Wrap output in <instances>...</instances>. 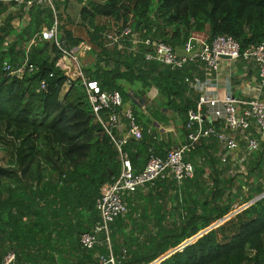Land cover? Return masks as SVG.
Segmentation results:
<instances>
[{"label":"trees","instance_id":"16d2710c","mask_svg":"<svg viewBox=\"0 0 264 264\" xmlns=\"http://www.w3.org/2000/svg\"><path fill=\"white\" fill-rule=\"evenodd\" d=\"M70 1L55 0V12L35 4L27 24L16 28L15 16L8 15L0 27V144L12 152L9 166H0V264L9 253L16 256L10 264H100V255L110 252L115 264H264V197L251 203L264 194V144L244 162L247 181L238 184L225 176L231 165L221 161L225 151L216 138L186 153L193 177L160 178L125 194L128 210L110 224L111 250L105 234L95 248L82 247L81 235L101 220V189L119 178L122 159L96 117L84 80H70L58 66L57 44L40 37L57 20L67 48L92 46L88 55L95 61L83 63L86 83L119 92L143 128L141 140L124 146L138 173L151 156L169 153L139 110L148 107L164 124L171 121L167 111L177 113L186 142L188 113L201 94L187 79H204L197 62L173 68L148 60L154 49L145 42L181 48L193 34L207 33L209 41L230 36L245 52L264 42V0H74L86 2L80 9L86 39L65 24ZM11 7L0 3V17ZM19 8L24 12L26 5ZM126 27L140 42L126 37L121 46L112 44L110 35ZM27 57L35 72L18 78L4 69V62L18 66ZM152 88L160 101L149 106ZM111 113L104 109L101 116ZM241 145L246 149L245 141Z\"/></svg>","mask_w":264,"mask_h":264},{"label":"built area","instance_id":"2783aa9c","mask_svg":"<svg viewBox=\"0 0 264 264\" xmlns=\"http://www.w3.org/2000/svg\"><path fill=\"white\" fill-rule=\"evenodd\" d=\"M3 4H14L16 7L26 5L30 9L35 4L52 8L55 12V0H0ZM42 40L53 41L62 52L58 66L65 75L71 66L77 70L76 75H67L70 80L81 78L86 85L89 101L93 106L98 121L103 125L106 132L115 143L122 159V172L114 182L106 183L101 189L100 197L97 199L96 207L100 214V222L95 226L93 232L84 233L80 237L83 248L93 249L101 244L100 234H105L107 244L111 250L110 224L118 217L126 214L128 208L124 196L127 193H136L146 188L158 179L172 178L184 180L194 176V166L185 161L186 153L193 149L201 140L216 138L223 146L225 154L222 155L223 162L237 155L241 151V142H246V154L242 156L244 163L250 155L258 153L264 144V100L260 98L237 99L232 94L224 97L210 96L209 92L216 86L213 78L218 79L221 71V63L224 60H244L255 62L259 66L261 85H264V42L250 47L242 52L240 44L230 36H218L212 41L202 34H193L181 47L191 57H180L174 47L164 42L146 41L154 49L153 53L147 55L148 60H157L160 63L173 68H181L189 61L197 62L199 69L205 73L206 80L203 82L199 76L193 80L187 79L195 90L201 93L196 109H191L186 121L188 132L186 142L169 151L165 158L151 156L146 167L141 172H135L128 153L124 146L131 140L143 138V128L138 123L132 108L124 104L121 94L115 92H101L95 84L86 83L83 72L82 58L91 51L92 46L86 42L67 48L65 42L60 40L59 22L56 20L53 27L45 28L41 36ZM126 37H132L133 42H140L138 34L131 27H126L121 34H111L112 44H120ZM35 40L32 41V44ZM227 58V59H225ZM4 69L11 76L23 78L27 73H33L36 67L29 63L28 57L24 63L12 66L4 62ZM74 77V79H73ZM70 86V82L67 84ZM41 90L47 88L46 81H42ZM110 109L112 113L103 118L101 112ZM207 122H210L209 125ZM217 124L219 127H217ZM253 128L258 130L260 136L253 135ZM151 132V130H150ZM251 204V203H249ZM15 254L9 253L4 258L5 264L15 261ZM100 264H115V258L110 255H100Z\"/></svg>","mask_w":264,"mask_h":264},{"label":"crops","instance_id":"0c3cea01","mask_svg":"<svg viewBox=\"0 0 264 264\" xmlns=\"http://www.w3.org/2000/svg\"><path fill=\"white\" fill-rule=\"evenodd\" d=\"M76 4L79 5L81 9V7L84 4H86V2L83 4H79L77 3V1L71 0L69 6ZM25 9L24 12H22L20 11L19 7H11L6 14L0 17V27L6 21L8 15L15 16V21L13 22V24L16 28H20L23 25L27 24V21L29 20V16L27 14L28 9L27 8ZM19 14H21L22 17H19ZM69 29H71L75 33V35L78 36L74 29L70 27ZM202 35L207 37V33H203ZM94 61L95 58L88 54L84 55L82 58V63L84 64L85 63L91 64ZM76 72H77L76 68L74 66H71L67 73L75 76ZM203 75H204V79H202V81L204 82L206 80V76L205 73H203ZM219 75H220L219 80L216 86H214L213 89H211L209 92L210 96L224 97L230 93L237 99H241V100L253 99V98H260L264 100V85H261L260 76H259V66L255 62H247L244 60H236V61L224 60L221 63V71ZM131 87L134 89L136 86H132L130 84L127 85L128 89H132ZM66 88H68L67 85ZM147 95L151 97L150 103L152 102L156 103V101L158 102L160 101V96L156 88H152L147 93ZM139 114L141 115V118L144 119V123H147L149 125L150 127L149 130H151L152 132L154 131L153 133L156 135V139L163 147L164 152H168L171 149L180 147L184 144L185 137H184L183 124H180V117L177 113L171 110L166 112L165 116L171 119V121H169L168 124H164L160 121H155L151 116L150 112L145 107H142L139 110ZM215 125L217 126V124ZM253 130L254 133L256 132V134L260 136L256 128H253ZM223 154L224 153L220 154L222 162H223L222 160ZM230 161L231 159L228 158L226 163H230ZM239 162L241 163V160H239Z\"/></svg>","mask_w":264,"mask_h":264},{"label":"rangeland","instance_id":"374dc122","mask_svg":"<svg viewBox=\"0 0 264 264\" xmlns=\"http://www.w3.org/2000/svg\"><path fill=\"white\" fill-rule=\"evenodd\" d=\"M66 11H67V17H66L67 19L66 18L64 19L65 24L68 27L74 29L78 36L86 39V37H87L86 29L82 25H80V7H79V5L76 4V5L68 6ZM64 13H65V10H64ZM148 99H149V103H150L151 97L148 96ZM183 123H184V120L181 119V117H180V124H183ZM221 150H222V152L225 151L223 145L221 147ZM245 154H246V149H243V147H241V151L238 152L237 155H235V156L231 155L229 157L231 159V161H230L231 171L229 173H227L225 176L228 178H232V177L235 178L236 181L238 182V184H242V183H245L247 181L246 165H245V163L240 164L237 161L238 159H242V156ZM11 155H12L11 150L7 149V147H4L3 145L0 144V166L8 167L9 163L11 161V158H10ZM223 169H224V166H223ZM262 177H264V175ZM251 181H254V180L251 179ZM230 217H232V215L227 217V219Z\"/></svg>","mask_w":264,"mask_h":264},{"label":"water","instance_id":"95a60500","mask_svg":"<svg viewBox=\"0 0 264 264\" xmlns=\"http://www.w3.org/2000/svg\"><path fill=\"white\" fill-rule=\"evenodd\" d=\"M175 50H176V53L180 56V57H191V56H193L194 54H187L182 48H180V47H176L175 48ZM225 59H227V58H225ZM264 197V194L263 195H261V196H259V197H257V198H255L253 201H252V203H254V202H256V201H258V200H260V199H262Z\"/></svg>","mask_w":264,"mask_h":264},{"label":"clouds","instance_id":"9594fccd","mask_svg":"<svg viewBox=\"0 0 264 264\" xmlns=\"http://www.w3.org/2000/svg\"><path fill=\"white\" fill-rule=\"evenodd\" d=\"M263 195V194H262ZM252 203V202H251Z\"/></svg>","mask_w":264,"mask_h":264}]
</instances>
